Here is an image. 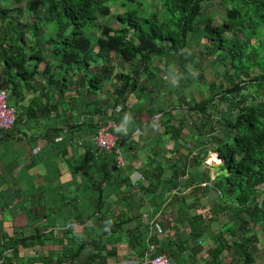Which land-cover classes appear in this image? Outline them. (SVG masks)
Instances as JSON below:
<instances>
[{
    "label": "trees",
    "instance_id": "trees-1",
    "mask_svg": "<svg viewBox=\"0 0 264 264\" xmlns=\"http://www.w3.org/2000/svg\"><path fill=\"white\" fill-rule=\"evenodd\" d=\"M136 1L10 0L17 8L4 6L0 10V88L18 100L21 88L36 93L31 104L22 106L27 116L34 117L44 108L50 112L57 87L56 103L65 104L64 93L76 84L85 87L84 78L94 66H100V72L87 79L88 93L100 91L101 74L115 69L110 65L112 55L128 62L130 70L114 75L116 99L112 106L97 112L104 123L113 119L112 111L120 105L118 118L127 121L121 127L119 143L121 153L127 155L125 165L116 169L114 153L97 154L94 148L87 161L78 160L86 171L80 174L79 167H69L75 191L68 192L69 186L62 185L22 186L19 197L26 201L16 207L28 214L26 224L20 227L11 221V234L3 231L0 235V264H23V259L27 264H106L103 253L124 237L142 258L152 221L163 230L156 232V254L169 252L171 246L175 260L192 241L207 242L203 264H222L223 260L254 264L255 247L264 248V198L259 201L264 196V0H159L161 16L144 11L139 16L138 9H129ZM217 1L225 9L218 24L214 15L203 10V5ZM119 2L123 3V12L116 18L120 27L113 29L115 17L109 5ZM21 14H31L32 23L20 27L17 18ZM163 14L166 21H161ZM99 17H107L109 27L99 26ZM130 32L132 38H128ZM24 39L27 43L22 45ZM193 47L213 59L215 80L223 78V82L208 84L209 93L200 92V103L191 96L196 88L191 72V67L197 69L194 55L182 57L179 69L186 80L172 75L168 80L173 87H167L169 81L160 77L162 70L151 67L155 56L169 58ZM147 72L146 81L140 83V76ZM39 74L46 83L32 84ZM76 75L80 81L72 79ZM132 95L145 105L128 109L126 97ZM172 109L180 115L173 116ZM142 114L148 119L159 116L164 131L146 134L143 150L152 158L138 171L150 182L147 187L139 185L141 191L134 193L128 175L133 172L130 163L137 157L130 151L136 152L143 141L142 135L134 136L137 129H146L135 118ZM186 114L195 115L196 121L191 122ZM66 127L70 141L76 133ZM167 142L171 148H166ZM210 152L217 154L210 157L222 161L213 179L208 170L196 171ZM162 156L165 162L158 165L156 159ZM77 178L81 182L76 185ZM3 182L0 175L2 214L13 207ZM35 208L44 210L38 218L32 214ZM137 208L145 211L133 216ZM221 217L224 228L212 232L211 225ZM4 222L0 220L1 228ZM55 229H61V237L54 235ZM172 231L174 239L170 241L166 235ZM45 244L51 245L47 252L52 253L38 256L35 248ZM19 249L34 255L25 258ZM189 258L196 264L193 256Z\"/></svg>",
    "mask_w": 264,
    "mask_h": 264
},
{
    "label": "crops",
    "instance_id": "crops-1",
    "mask_svg": "<svg viewBox=\"0 0 264 264\" xmlns=\"http://www.w3.org/2000/svg\"><path fill=\"white\" fill-rule=\"evenodd\" d=\"M26 41V40H25ZM27 43V42H26ZM43 69V65L40 66V70ZM121 72V70L114 69L113 76L110 77L111 85L113 87V92H105L104 95L101 97L102 93V86L105 84L108 77H104L103 73L101 74L103 83L101 86L100 91L88 93V85L87 79L92 77V74L100 72V66L92 67L90 73L85 76L84 84L86 85L83 88H80L79 85L76 84V87L70 86V89L64 93L65 104L62 106L57 105L56 99L58 98V87L55 88L53 93L54 101L52 102V110L49 112L47 108L42 109L41 111H37L34 117L31 115H26L22 106H26L31 104L36 97V93L32 91H25L24 88H21V100L15 95H12L10 92L8 95V103L13 106L17 111V120L13 129L7 132H0V175L3 177V188L7 190V194L11 199V203L13 207H9L3 214L0 213V220L4 219L3 231L8 232L11 234V224L17 226H24L25 218L28 216L27 213H22L16 206L18 204L24 203L26 199H23L20 196V190L22 186H32L35 188L39 187H46L51 185L55 187L57 185L62 186H69L68 192L75 191L76 188L73 186L72 183V175L69 171L70 165H74V167H79V173L82 174L86 171L87 167L83 166L82 164H78V160L80 158L84 160H88L91 155L94 153L95 143L93 141L95 136V131L97 126L103 124L102 115L97 114V112H102L106 108L112 106L113 101L116 99V95L114 92V84H116L114 75ZM122 72L124 74L129 73ZM111 73V74H112ZM110 74V75H111ZM70 78H68L69 80ZM72 79H75L76 82L81 80L80 75L74 76ZM39 82L40 84L44 85L46 83V78L39 74L37 75L34 80L31 82L32 84H36ZM68 82V81H67ZM69 86L68 83H66ZM62 85L59 84V87ZM7 91V89H5ZM114 96V97H113ZM136 97L135 95H132ZM129 97V96H128ZM47 102L43 101L42 105L45 106ZM102 103L103 106H102ZM128 109H132L135 106H130L125 103ZM141 105H145V101L141 103ZM147 108L151 107L146 105ZM119 108V111H116V108ZM113 109V119L115 117L118 118V115H121V107L120 105ZM95 112V115H91ZM65 113V117L63 114ZM90 114V115H89ZM146 115L142 114L138 117H135L141 123L144 124L146 121ZM159 117V116H156ZM154 118V117H153ZM114 121H116L114 119ZM119 124V134L121 133V127L127 125V121L119 120L116 121ZM105 123V122H104ZM71 127L72 133H76V135L71 138L69 141L68 137V128ZM83 126L81 129H77L75 127ZM93 126H95L94 134L92 132ZM141 132L140 129H137L134 132V136L136 132H139V137L142 135L143 141L141 140V144L137 147L136 152L134 150L130 151V154L136 155V160L133 161L132 164V173L128 176L132 178V182H137V190L141 191L139 188L142 186H149L148 179L140 174L141 171H138L139 168L144 165L146 162L145 160L150 161V156L152 155L150 152L143 150V142L148 138L145 134L146 130ZM78 133V134H77ZM121 136V134H120ZM137 137V136H136ZM68 140V141H67ZM140 142V139H139ZM144 154L142 158V153ZM123 158H127V155L122 154ZM148 158V159H147ZM128 161V160H127ZM80 165V166H79ZM141 175L142 179L137 180L138 176ZM81 182L80 178L76 179V185ZM134 193L135 191L133 189ZM58 198V197H57ZM148 198V197H147ZM143 199L145 204L146 196L143 193ZM151 199V198H150ZM121 208H118V211ZM140 211L143 213L145 208H137L135 209L132 214L133 216L140 215ZM44 213L42 208H35L33 209V215L38 218ZM144 217H147L145 213ZM58 230V229H55ZM54 230V231H55ZM152 231V230H151ZM29 233V231H25V233ZM59 232V231H58ZM75 232H79L75 229ZM61 237V232H59ZM159 233V232H158ZM162 231L159 233L161 234ZM153 234V231H152ZM156 232L153 234L154 242L158 248V238L155 237ZM177 235V233L175 234ZM167 238H170L171 241L173 238V231L166 235ZM163 238V237H162ZM161 238V239H162ZM126 238L124 237L121 242H116L112 245L111 249L105 251L103 255L106 258V264H139V260L141 259L136 252V249L129 246L126 242ZM198 243V242H195ZM193 242L188 243V249L183 251L178 256V259L175 260L172 258L170 254L171 246L168 249L169 252L163 253L165 255L171 256V259L174 264H193L189 258L193 256L194 263L196 264H203L205 261L206 252L208 250L204 247L202 248V244H196ZM207 245V243H206ZM208 246V245H207ZM51 245L45 244V246L36 247L35 250L37 251L38 256H45L49 255L52 252L49 251ZM39 248H43V250H39ZM55 247V250H58ZM196 249V250H194ZM264 248L260 245L257 246V250L255 247L256 253V260L254 264H264V254L259 252V250ZM27 253H31L28 251H23L19 249L20 256L25 255ZM23 264H27V260H22ZM230 260L222 261V264H229ZM13 264V263H11ZM232 264V263H230Z\"/></svg>",
    "mask_w": 264,
    "mask_h": 264
},
{
    "label": "rangeland",
    "instance_id": "rangeland-1",
    "mask_svg": "<svg viewBox=\"0 0 264 264\" xmlns=\"http://www.w3.org/2000/svg\"><path fill=\"white\" fill-rule=\"evenodd\" d=\"M121 4H123V3L119 2V3L115 4V5H109L110 10H111V15H114V17H115L114 22H113L114 24L112 26H110L113 29H119V27H120L119 24L116 21V18H117V16L119 14H121L123 12V10L120 9V5ZM4 6L8 7V8H12V7L15 8L16 7L15 5H13V3L10 2V0H0V10L4 9ZM18 8L20 10L23 9V5H20ZM129 9H133V10L134 9L135 10L138 9L139 16L143 15L144 12L145 13H149V14H151V13L160 14V16L163 13V12H160L159 0H156L155 2H154V0H137L133 7L129 5ZM203 10L206 13L215 16L214 22L216 24H218L223 19L224 14H225L224 7L218 1L217 2H212L211 4H208V5H203ZM114 12H115V14H114ZM164 18H165V15L163 14L161 21H163ZM17 19H18L17 21H18L20 27L24 23H32L31 14H23V15L21 14V16H19ZM164 21H166V20L164 19ZM97 24L99 26H101V25L108 26L109 21H108L107 17H103V18L99 17ZM41 34H42V32H39V35H41ZM98 35L99 34H96V36H98ZM132 36H133V33L130 32L129 35H128V38H132ZM25 40L26 39L21 41L22 45L27 42ZM252 43H254V40H252ZM44 48H45V46H44ZM189 54H192V55H194L197 58V69L194 68V67H191V72H193V74H194L193 78L195 80V84H194L193 87H196V88L193 89V92L191 93V96H192V98H194L196 100L197 103H200L203 100V98L200 96V92L206 93L208 91V93H209V90H208L209 85L208 84H210V83H212L214 81H216V84H218L219 81L223 82V78L222 77H219L218 80H215L214 74L211 71V63H212L213 59L208 60L207 55L203 54V50L202 49L196 48V47H193L191 50L184 49V51L181 54L180 53H178V54H173L172 53L169 56V58H165L164 55L163 56H155L152 59L151 67H152V69H154L155 67H158L160 70L163 71L160 74L161 78L164 77V79L171 80L172 75L177 74L180 78H182L183 80H186V77H183V75L180 72L181 70L179 69V62L182 60V57L184 58V57H186ZM111 60H112V63H110V65H113L115 69L116 68H117V70L120 69L121 72H128L129 71V63L128 62L124 63V61H122L120 57L118 59H115L114 56L112 55L111 56ZM115 72L118 73V71H115ZM202 72L204 73V76H203ZM201 74L203 76V79L200 78ZM103 76L104 77H108L107 79H109V80H106L105 84L102 86L101 97L104 95L105 92H110V93L113 92V87L111 85V80L112 79L110 78V77L113 76V73L111 75L110 74H103ZM147 76H149V72H147L146 74H142V77L140 76V80H139L140 83L145 82ZM198 76H199V79H198ZM166 86L167 87H173L174 85H173V83H171L169 81L168 83H166ZM7 93L9 95V93H10L9 90H7ZM187 100H188V102H190L189 99H187ZM143 102H144V100L137 99L134 96L126 97V104L128 105V107H130V106H138V105H141V103H143ZM103 104L104 103H102V106H103ZM164 106H166V99H164ZM178 111L179 110H177V109H174V110L172 109V111H170V112H172L171 114L176 117V116L180 115ZM185 116L189 120H191V122L196 121V119H197L195 115L189 117L186 114ZM145 118H146V121H147L145 123V128H146L145 129L146 130L145 134L153 133V134L157 135V134L162 133L164 131V126L159 121V117H154L152 119H148L147 117H145ZM135 136H139V132H136ZM166 148H171V143L170 142L166 143ZM144 154H146V153H144V152L142 153V158H143ZM211 154L216 156L214 153L210 152L204 158L203 164L200 165L199 167H196L197 168L196 171L202 172V171L208 170L209 176L211 177V179H213L217 175L218 168H219V166H220L222 161L220 159H218V158L210 157ZM167 157H170V155L169 154L166 155V158ZM162 162H165V160L163 159V156L162 157H158V159H156V163L158 165L162 164ZM187 194L188 193H186V196H187ZM209 196L212 198L213 197L212 193H209ZM262 196H263V194H262ZM263 198H264V196L261 199H259V201L262 200ZM203 214L205 215V217H207L206 209L203 210ZM226 219H228V218H225V220ZM220 220L218 222H216V223H213L211 225L212 226L211 227L212 232L217 233L218 232V228L219 229L224 228L223 224L221 223V222L224 221V218L221 217ZM167 225H169V224L167 223ZM2 229L3 228L0 227V235L3 232ZM151 230L153 231V234L155 232L158 233L159 231H163L162 229L155 230L154 227H153V229L150 228V231ZM58 231L61 232V229L55 230L54 235L56 237H59V235H60V233ZM155 236H157V235L155 234ZM192 242L195 243L196 241H192ZM202 243H203V245H200V246H202V248L204 247L205 249H207V247H208L206 245L207 242L203 241ZM196 244H198V243H195V245ZM39 250H43V248H39ZM28 252H31V253H27L26 256H33L34 255L32 251H28ZM203 252L206 253L204 250H203ZM259 252H261V254L262 253L264 254L263 249L259 250ZM169 257L171 258V256H169Z\"/></svg>",
    "mask_w": 264,
    "mask_h": 264
},
{
    "label": "built area",
    "instance_id": "built-area-1",
    "mask_svg": "<svg viewBox=\"0 0 264 264\" xmlns=\"http://www.w3.org/2000/svg\"><path fill=\"white\" fill-rule=\"evenodd\" d=\"M8 93L5 89L0 88V132H7L11 130L17 120L16 109L8 103ZM119 111V108H116ZM121 136L119 134V124L114 119L108 120L103 124L97 126L94 136L95 152L114 153L115 154V168H122L125 165L124 158L119 149ZM141 180L139 175L137 180ZM134 190L138 192L137 182H132ZM151 229L159 230L160 227L152 221ZM161 231H159L160 233ZM153 236L150 231V238L147 240V250L144 256L139 260V264H174L172 259L165 254H156L157 245L151 240ZM1 263V262H0Z\"/></svg>",
    "mask_w": 264,
    "mask_h": 264
},
{
    "label": "clouds",
    "instance_id": "clouds-1",
    "mask_svg": "<svg viewBox=\"0 0 264 264\" xmlns=\"http://www.w3.org/2000/svg\"><path fill=\"white\" fill-rule=\"evenodd\" d=\"M121 151V150H120ZM216 156H217V154L216 153H214Z\"/></svg>",
    "mask_w": 264,
    "mask_h": 264
}]
</instances>
